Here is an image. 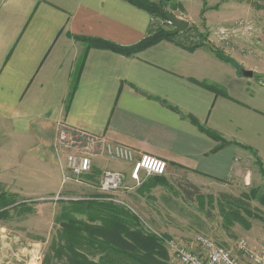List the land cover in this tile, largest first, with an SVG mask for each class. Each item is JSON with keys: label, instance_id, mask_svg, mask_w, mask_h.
Wrapping results in <instances>:
<instances>
[{"label": "crops", "instance_id": "obj_1", "mask_svg": "<svg viewBox=\"0 0 264 264\" xmlns=\"http://www.w3.org/2000/svg\"><path fill=\"white\" fill-rule=\"evenodd\" d=\"M179 1L187 12L177 15L190 25L198 23L200 16L192 18V12L198 8L201 15L204 0ZM206 7L213 30L209 45L189 50L163 40L126 55L89 48L76 36L124 46L141 41L153 17L127 1L0 0V194L26 200L94 194L108 169L125 172L127 183L134 180L130 164L98 151L92 154L90 185L64 183L63 127L126 145L138 156L164 159L168 170L187 171L196 185L243 179L248 184L251 165L258 166L260 177L256 159L264 168V37L247 44L240 40L247 36L242 26L227 28L241 21L253 31V6L206 0ZM218 28L228 29L226 39L216 37ZM234 42L245 47L235 53ZM240 68L252 70L253 77H245Z\"/></svg>", "mask_w": 264, "mask_h": 264}, {"label": "rangeland", "instance_id": "obj_2", "mask_svg": "<svg viewBox=\"0 0 264 264\" xmlns=\"http://www.w3.org/2000/svg\"><path fill=\"white\" fill-rule=\"evenodd\" d=\"M151 1L158 3L162 0ZM237 1L253 6L256 26L251 31L249 24L239 21L231 22L227 28L237 29L242 26L247 36L244 38L242 35L241 41L251 44L259 39L261 43L264 37V0ZM179 3L181 4L180 1ZM204 4L206 6V0ZM163 9L180 16L187 12L183 5L176 9L167 5ZM206 9L207 7L202 9L201 15H198V8L194 9L192 18L200 16V21L190 25L204 35L205 43L209 38L213 40V30L205 17ZM215 13L213 11V15ZM179 15L177 16L180 17ZM249 16L247 14V18ZM208 17L210 18V13ZM153 23L154 20L152 25H157ZM159 23L158 20V25H161ZM217 30L216 37L226 39L228 29ZM249 32H253V35L249 36ZM233 46L235 53L245 47L235 42ZM246 56L252 55L242 53L241 57ZM61 148L65 156L64 146ZM97 151V148L92 150ZM257 161L259 160L256 159V163ZM251 169L248 184L243 179V182L237 184L227 185L225 182L211 180L196 185L189 180L187 171L169 168L166 174L160 176L142 173L138 180L129 183L126 181L121 190L112 194L100 190L99 179L93 184L96 188L94 194L72 192L40 200H26L7 194L0 197V264H47V260L52 264H61L63 259L59 258V249L67 242L61 223L75 218L90 224H100L99 221H88L87 215L91 211L86 207L92 201L112 203L123 208L137 218L136 229L156 236L161 242L157 253L152 257L142 256V262L106 247L100 250L95 247L86 248L88 258L96 263L101 258L106 264H180L165 245L164 239L171 238L194 247L198 237H205L217 245L233 249L235 254H238L236 243L241 239H245L251 249L258 248L264 241V174L258 176V166L251 165ZM154 177H157L156 180ZM189 183L195 187H191ZM75 240L83 242L79 235ZM241 259L248 264L242 255Z\"/></svg>", "mask_w": 264, "mask_h": 264}, {"label": "trees", "instance_id": "obj_3", "mask_svg": "<svg viewBox=\"0 0 264 264\" xmlns=\"http://www.w3.org/2000/svg\"><path fill=\"white\" fill-rule=\"evenodd\" d=\"M124 1L147 11L153 18L160 19H167L162 13V9L167 5H171L172 9L182 7L177 0H162L158 3L151 0ZM76 39L87 44L89 48L110 49L126 55L135 54L163 40L177 42L189 50H195L200 46L209 45L204 42V35L192 27H189L184 32L177 33L175 32V28L169 25H153L149 33L141 41L129 46L119 45L98 37L76 36ZM210 47L221 58L231 61L219 52L217 48L214 46ZM240 69L242 72L243 69ZM193 121L196 123V120L193 119ZM207 133L215 140L220 141L222 145L228 144L216 132L207 130ZM258 164L261 173L264 174V168L260 160ZM189 184L191 187H195V185ZM0 197L3 198L4 195H0ZM86 208L91 211L87 215L88 221H99L100 224H90L89 222L79 221L75 218L70 219L69 222L62 221L61 226L66 235L67 242L63 246L61 245L59 249V258L61 257L63 259H61V264H106L104 259L100 258L99 263H96L88 258L86 248L92 249L94 247L97 250L106 247L115 253L133 257L138 262H142V256L152 257L157 253V248L161 244L160 240L156 236L144 234L142 231L136 229L137 218L130 215L123 208L112 203H103L100 201L89 202ZM73 235L75 239L79 235L83 242L76 241ZM46 262L47 264H52L48 260Z\"/></svg>", "mask_w": 264, "mask_h": 264}, {"label": "built area", "instance_id": "obj_4", "mask_svg": "<svg viewBox=\"0 0 264 264\" xmlns=\"http://www.w3.org/2000/svg\"><path fill=\"white\" fill-rule=\"evenodd\" d=\"M153 20V24L158 25L159 20L161 25H173L169 19L153 18ZM59 142L60 146L63 145L65 148L68 171L64 183L71 180L78 184L90 185L87 176L93 170L92 150L94 148H97L111 160L130 164L131 177L134 180H138L142 173L156 176L164 175L169 167L168 162L164 159L147 154L138 156L131 147L68 127L61 129ZM126 179L127 174L125 172L108 169L102 174L99 188L105 193H116L125 186ZM164 242L171 255L180 264H246L242 261L241 255L248 264H264V243L258 248L251 249L248 242L241 239L236 243L238 254H235L233 249L217 245L205 237H198L194 247H189L177 238L164 239Z\"/></svg>", "mask_w": 264, "mask_h": 264}, {"label": "water", "instance_id": "obj_5", "mask_svg": "<svg viewBox=\"0 0 264 264\" xmlns=\"http://www.w3.org/2000/svg\"><path fill=\"white\" fill-rule=\"evenodd\" d=\"M162 13L173 23V25L175 26V32H184L190 27V22L186 19L180 18L176 14L165 9H162ZM242 73L245 77H253L254 75L252 70L243 69Z\"/></svg>", "mask_w": 264, "mask_h": 264}]
</instances>
